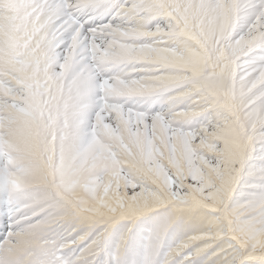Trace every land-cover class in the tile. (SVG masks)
Here are the masks:
<instances>
[{
    "label": "snow or ice",
    "instance_id": "snow-or-ice-1",
    "mask_svg": "<svg viewBox=\"0 0 264 264\" xmlns=\"http://www.w3.org/2000/svg\"><path fill=\"white\" fill-rule=\"evenodd\" d=\"M0 264H264V0H0Z\"/></svg>",
    "mask_w": 264,
    "mask_h": 264
}]
</instances>
